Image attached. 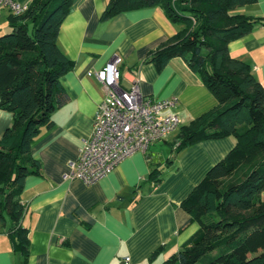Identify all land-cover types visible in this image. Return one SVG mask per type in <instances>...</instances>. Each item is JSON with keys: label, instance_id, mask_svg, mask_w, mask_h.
<instances>
[{"label": "crops", "instance_id": "0c3cea01", "mask_svg": "<svg viewBox=\"0 0 264 264\" xmlns=\"http://www.w3.org/2000/svg\"><path fill=\"white\" fill-rule=\"evenodd\" d=\"M30 3L32 0H19ZM108 0H77L61 25L58 44L76 64L62 83L69 100L58 107L54 126L42 127L32 152L42 163L41 174L29 175L21 194L26 205L23 225L29 229L27 264H160L177 251L198 229L182 207L183 200L235 146L234 136L197 142L179 152L174 163L171 144L177 132L153 142L148 152L163 168L158 184L150 181L146 153L137 151L113 171L92 184L68 180L83 140L93 131L94 119L106 88L95 72L114 56L122 58V86L139 81L144 95L153 99L177 97L172 108L181 125L210 110L215 96L199 73L182 57L172 58L162 69L143 63L147 53L175 34L160 6L125 11L103 20ZM260 19L246 35L229 43L233 57L248 63L264 85V0L240 8ZM10 12L0 10V36L11 31ZM13 123V113L0 109V138ZM169 148V150H168ZM264 197V191L262 193ZM8 216L0 224V264H24V257L11 245ZM156 257L149 260L153 252Z\"/></svg>", "mask_w": 264, "mask_h": 264}, {"label": "trees", "instance_id": "16d2710c", "mask_svg": "<svg viewBox=\"0 0 264 264\" xmlns=\"http://www.w3.org/2000/svg\"><path fill=\"white\" fill-rule=\"evenodd\" d=\"M257 0H108L107 20L130 10L160 6L180 29L150 50L143 63L162 70L174 57L203 78L216 104L178 129L175 156L197 142L234 136L235 146L207 172L183 200L195 233L160 264H264V85L248 63L233 57L229 43L248 34L259 18L240 12ZM77 0H32L21 14L8 16L11 31L0 36V109L13 123L0 138V224L8 216L13 249L29 258V229L23 225L25 180L41 174L32 148L42 127L54 126V111L67 103L62 83L74 68L58 44L62 23ZM150 147V146H149ZM148 147V149H149ZM146 150L153 184L163 168ZM159 250L149 257L152 260Z\"/></svg>", "mask_w": 264, "mask_h": 264}, {"label": "built area", "instance_id": "2783aa9c", "mask_svg": "<svg viewBox=\"0 0 264 264\" xmlns=\"http://www.w3.org/2000/svg\"><path fill=\"white\" fill-rule=\"evenodd\" d=\"M29 3L19 0H0V10L21 14ZM120 56L113 59L95 75L106 88L100 102L89 138H85L76 160L70 164L68 180L80 179L92 184L105 177L125 158L137 151L146 152L157 140L178 131L180 116L172 111L177 97L153 99L144 95L138 80L129 88L122 86ZM131 258H125V264Z\"/></svg>", "mask_w": 264, "mask_h": 264}, {"label": "rangeland", "instance_id": "374dc122", "mask_svg": "<svg viewBox=\"0 0 264 264\" xmlns=\"http://www.w3.org/2000/svg\"><path fill=\"white\" fill-rule=\"evenodd\" d=\"M172 23H174V22H172ZM175 24H178L179 26H181L179 23H175ZM125 70H126V68H125L124 66L121 67V73H124ZM168 150H169V148H168ZM198 264H199V263H198Z\"/></svg>", "mask_w": 264, "mask_h": 264}]
</instances>
